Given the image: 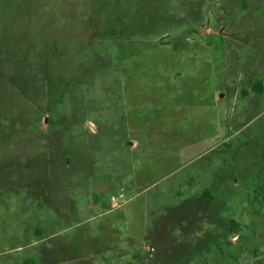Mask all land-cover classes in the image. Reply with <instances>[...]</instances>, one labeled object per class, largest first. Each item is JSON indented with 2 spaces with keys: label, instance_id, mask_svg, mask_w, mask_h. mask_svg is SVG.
<instances>
[{
  "label": "rangeland",
  "instance_id": "374dc122",
  "mask_svg": "<svg viewBox=\"0 0 264 264\" xmlns=\"http://www.w3.org/2000/svg\"><path fill=\"white\" fill-rule=\"evenodd\" d=\"M0 264H264V0H0Z\"/></svg>",
  "mask_w": 264,
  "mask_h": 264
},
{
  "label": "crops",
  "instance_id": "0c3cea01",
  "mask_svg": "<svg viewBox=\"0 0 264 264\" xmlns=\"http://www.w3.org/2000/svg\"><path fill=\"white\" fill-rule=\"evenodd\" d=\"M184 76H186V75H184ZM189 79H191V76L189 78L183 77V75H181L180 73H175V74L171 75V77L169 79V84L171 86L170 92L169 93L167 92V93L163 94L162 98L166 99L167 101L169 100L168 102H169V106L171 107L172 112H176L177 111L178 113L182 112V114H185V109L190 105V103L188 101H181L180 100V98L178 97L179 93H183L182 95L187 97L191 93L192 89H196V88L198 89L200 87L199 88V90H200V89H202L201 87H205L204 85H202V83L199 82V84H200L199 86L197 85L196 88H192L193 84H190V83L186 82V80H189ZM162 86H163V84H161V85L159 84L158 87H156V92H158L159 87H162ZM105 96H108V94H105ZM187 100H189V99L187 98ZM97 101L98 100H96V102ZM161 105H162V102L160 100H158V98L156 96L155 100L153 102V108L156 109L158 107H161ZM165 105L166 104H164V106ZM135 108L140 109V107L137 104H135ZM110 111L112 112V110H110ZM110 111H108L107 109L105 110V112L103 114L104 115V117H103L104 120L102 119V121H109V119H108L109 117L107 115H110ZM114 158L116 160H118V158H116V156ZM118 164L120 165L119 162H118ZM124 181H125V179H124ZM111 183H113V179H112V177L109 174H107L106 178L104 177V179L101 182L95 183V181H94V183L90 184L89 190H90V193H92L93 198L97 197V194L94 195V192L97 191V190H100L98 192V193H100L99 195L102 194L101 191H109L108 188L110 187ZM122 183H123V180L122 179H118L117 186L119 187ZM106 188L108 190H105ZM205 191H207V190L202 191V193L205 192ZM49 193H50V195H49V197H47L48 201H51L52 199H55V198L59 197L56 193H55V196H54L53 195L54 192L50 191ZM209 197H210V199L212 198L210 195H209ZM95 200L98 203V199H95ZM110 200H114L112 198V196L110 197Z\"/></svg>",
  "mask_w": 264,
  "mask_h": 264
},
{
  "label": "trees",
  "instance_id": "16d2710c",
  "mask_svg": "<svg viewBox=\"0 0 264 264\" xmlns=\"http://www.w3.org/2000/svg\"><path fill=\"white\" fill-rule=\"evenodd\" d=\"M261 86V85H260ZM259 89H260V87H259V84H253L252 85V90H254V91H259ZM209 192L208 191H205V192H203V193H201V196L204 198V199H206V200H209L210 199V197H209ZM232 224L230 225V228L232 229Z\"/></svg>",
  "mask_w": 264,
  "mask_h": 264
}]
</instances>
